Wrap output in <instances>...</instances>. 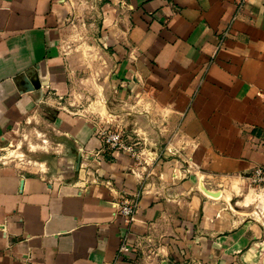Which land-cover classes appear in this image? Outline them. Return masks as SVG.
Listing matches in <instances>:
<instances>
[{
    "label": "crops",
    "instance_id": "1",
    "mask_svg": "<svg viewBox=\"0 0 264 264\" xmlns=\"http://www.w3.org/2000/svg\"><path fill=\"white\" fill-rule=\"evenodd\" d=\"M77 1L0 0V264H264V222L227 205L264 170V0H94L111 63L83 85ZM78 87L105 111L71 109ZM28 124L42 143L5 160ZM117 125L136 156L104 141Z\"/></svg>",
    "mask_w": 264,
    "mask_h": 264
},
{
    "label": "rangeland",
    "instance_id": "2",
    "mask_svg": "<svg viewBox=\"0 0 264 264\" xmlns=\"http://www.w3.org/2000/svg\"><path fill=\"white\" fill-rule=\"evenodd\" d=\"M76 4L74 17L72 19V31H70L68 41L65 43V47L69 53L77 54L78 57L74 59V67H78L81 70V78L84 82L94 81L93 73L95 70H101L102 81L106 80V72L110 67V61L106 55H104V49L98 50L99 42L94 40V35L98 30L96 25H93L94 11L92 10L91 3L94 0H78ZM94 47H96L94 49ZM104 50V51H103ZM107 51V50H106ZM104 55V56H103ZM76 71V72H77ZM104 72V74H103ZM80 76V75H79ZM103 91H101V95ZM71 109L75 111H84L89 109V105L94 101V106L100 107L104 112L106 106L104 102H99V92L92 91L91 89H84L78 87L69 96ZM98 101V102H97ZM23 126L17 129L9 136L11 146H8L2 153V157L9 161L26 162L31 156L29 151L30 143H42L41 135H38L33 130L32 125ZM115 128L123 129L122 125H117ZM124 130V129H123ZM48 143L47 148L41 150H51ZM237 196L229 202L228 208L232 211L242 210L249 216H254L260 221L264 222V182H253L252 179H247L245 185L236 187ZM225 205V204H224ZM179 264H202L199 260L192 257H184L180 260Z\"/></svg>",
    "mask_w": 264,
    "mask_h": 264
},
{
    "label": "built area",
    "instance_id": "3",
    "mask_svg": "<svg viewBox=\"0 0 264 264\" xmlns=\"http://www.w3.org/2000/svg\"><path fill=\"white\" fill-rule=\"evenodd\" d=\"M247 1L248 0H238L237 13L244 8L245 3ZM228 32H229V28H227L226 31L224 32L223 37L226 36ZM221 44L222 42H220V46ZM101 134L104 141L109 145L110 148L128 151L132 155L135 156L137 155L138 150L136 146L128 142V137L125 135L123 129L108 128V129H104ZM251 179L253 182H264V170L260 167L256 168L253 175L251 176ZM115 206L118 210V214L121 215L128 223H130L137 211L138 202L127 196H122L118 201L115 202ZM121 250L123 251L128 250L127 245L122 244Z\"/></svg>",
    "mask_w": 264,
    "mask_h": 264
},
{
    "label": "water",
    "instance_id": "4",
    "mask_svg": "<svg viewBox=\"0 0 264 264\" xmlns=\"http://www.w3.org/2000/svg\"><path fill=\"white\" fill-rule=\"evenodd\" d=\"M79 167H80V156L77 158V161L75 164L74 175H76L78 173Z\"/></svg>",
    "mask_w": 264,
    "mask_h": 264
}]
</instances>
